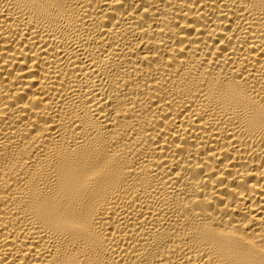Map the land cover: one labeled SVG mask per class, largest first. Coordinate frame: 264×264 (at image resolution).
Here are the masks:
<instances>
[{"label": "bare ground", "instance_id": "obj_1", "mask_svg": "<svg viewBox=\"0 0 264 264\" xmlns=\"http://www.w3.org/2000/svg\"><path fill=\"white\" fill-rule=\"evenodd\" d=\"M0 264H264V0H0Z\"/></svg>", "mask_w": 264, "mask_h": 264}]
</instances>
